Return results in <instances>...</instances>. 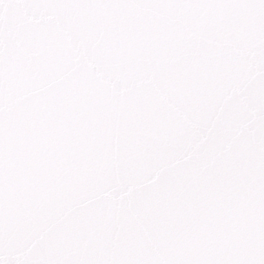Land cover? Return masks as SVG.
<instances>
[{
  "label": "snow or ice",
  "instance_id": "6c2138e0",
  "mask_svg": "<svg viewBox=\"0 0 264 264\" xmlns=\"http://www.w3.org/2000/svg\"><path fill=\"white\" fill-rule=\"evenodd\" d=\"M0 264H264V0H0Z\"/></svg>",
  "mask_w": 264,
  "mask_h": 264
}]
</instances>
